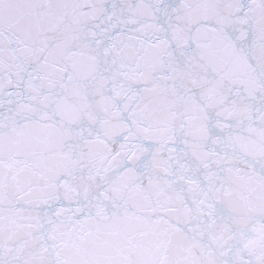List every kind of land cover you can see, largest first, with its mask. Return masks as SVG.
<instances>
[{"label": "snow or ice", "instance_id": "1", "mask_svg": "<svg viewBox=\"0 0 264 264\" xmlns=\"http://www.w3.org/2000/svg\"><path fill=\"white\" fill-rule=\"evenodd\" d=\"M0 264H264V0H0Z\"/></svg>", "mask_w": 264, "mask_h": 264}]
</instances>
